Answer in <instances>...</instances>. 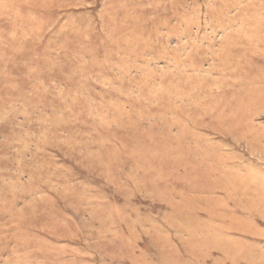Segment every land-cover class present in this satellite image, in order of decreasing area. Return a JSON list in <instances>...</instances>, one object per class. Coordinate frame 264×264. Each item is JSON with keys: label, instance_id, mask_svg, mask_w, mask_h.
Instances as JSON below:
<instances>
[{"label": "rangeland", "instance_id": "obj_1", "mask_svg": "<svg viewBox=\"0 0 264 264\" xmlns=\"http://www.w3.org/2000/svg\"><path fill=\"white\" fill-rule=\"evenodd\" d=\"M0 264H264V0H0Z\"/></svg>", "mask_w": 264, "mask_h": 264}]
</instances>
